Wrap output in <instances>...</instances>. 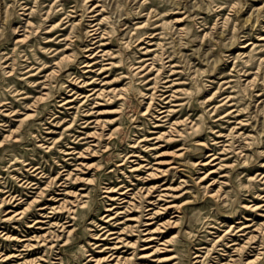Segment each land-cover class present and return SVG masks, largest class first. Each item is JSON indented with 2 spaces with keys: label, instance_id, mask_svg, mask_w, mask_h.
Instances as JSON below:
<instances>
[{
  "label": "rangeland",
  "instance_id": "obj_1",
  "mask_svg": "<svg viewBox=\"0 0 264 264\" xmlns=\"http://www.w3.org/2000/svg\"><path fill=\"white\" fill-rule=\"evenodd\" d=\"M96 2L103 5L101 12L104 18L101 25L106 33H103L102 41L107 42L104 47L110 48L117 54L116 57L110 58L120 66V68H109L97 76L99 79L104 78L101 82L105 79L110 80L103 83L104 85L124 88V98L116 99L115 96L110 99L105 96L96 98L100 103L94 109L109 111L102 114L107 119L118 116L114 125L119 124V128L113 137L101 138L97 151L94 153L85 149L82 157L77 158L74 157L75 155L71 157L77 160H66V157H70L64 153L67 151V146H74L78 150L85 146L84 140L80 137L81 132L86 128L82 127L83 119L80 118H87L88 115H84V110L92 106V103H89L92 100L83 102L82 98L75 101L78 97L70 104H65L62 103V98L74 97L70 95L72 90H68L71 87L79 91L84 90L80 83L74 81L77 76V80L86 79V76L93 73L83 72L86 67L82 64L84 60L90 59L86 55H90L91 48L85 51L86 45L89 44L88 47H90V45L99 44V42L91 44L94 39L91 40L90 32L87 31L91 27L90 24L95 22L92 18L101 17L97 13L100 11V6L95 7L97 8L95 11H89ZM88 5L91 6L89 9L86 8ZM60 18L63 23L60 27L45 31L50 22ZM176 18L180 21H174ZM27 20L31 21L28 25H26ZM37 25H40L38 31H36ZM63 26L65 27L62 28ZM177 27H183V29L180 31ZM145 31L148 32L146 35L143 33ZM26 32L28 37L23 41H17L18 37H22ZM57 33H62V36L57 39L53 38ZM141 33L144 34L142 37L144 40L138 43L137 38ZM154 33L155 36L151 37ZM63 34H70L72 37L69 40L60 39ZM263 36L264 0H0V98L10 100L11 105L18 108V113L15 115L4 116L0 113V139L8 133V128L16 127L17 119L24 113H34L27 117L17 129L16 134L19 135V140L7 139L0 147V188L6 187L12 191H21L24 197L31 199L30 189L32 188L26 187L25 183L22 184L24 179H33L43 186L49 176L54 175L56 170L62 169L61 165H65L63 166L65 168H73V163L80 160L93 163L90 168H83L81 171L73 170L89 178L92 177L90 183L76 181L67 183L68 189L90 190L88 204L76 209L74 224L68 225L69 227L75 226V233L70 235L69 241L64 245H61L62 241H59V245L51 249L41 246L26 257L43 254L42 262H44V260L49 261L54 253L59 251L63 257V264H89L90 261H87L84 247L89 249V252L97 253L95 250L98 249L91 248V244L88 243L104 241L95 239L92 233L99 232L100 223L102 225L108 223L102 219V214L110 212L105 208L123 205L119 199H108L102 185H106L107 182H121V184H129V187H134L138 191L141 185L145 186L148 182L156 180L137 178L146 175L143 170L147 167L130 171L131 162L125 160L123 164H119L121 161L119 159L123 155L134 151L135 154L140 153V156H143L144 160L141 161L150 162L147 165L162 160L164 163L161 165L165 167L176 166L161 179L159 177V182L178 185L177 188L181 190L176 191L182 193L173 198L176 203H181L177 211L169 209L166 213H161L154 218V220L161 221L169 217L173 219L174 214L179 216L175 227L164 228L165 231L160 234L162 237L159 241L174 233L176 235L166 244H157L161 249L145 260L155 264V261H152L153 257H160L165 258L161 261L163 264L173 262L197 264L198 262L195 261L197 258H193V255L200 243L211 247V238L216 234H222L229 224L238 225L245 221L250 226L244 232L235 229L234 232L237 233L231 235L236 238L234 241L242 243L247 232L257 233V236L255 241L247 242L240 255L232 250L231 242L227 243L231 247L220 243L216 248L222 255L220 257L224 258L232 254V258H236L240 264L254 258L256 250L261 249L263 252L252 264H264V224L260 229L256 226L264 223V210L245 207L253 202L262 203L261 200L264 199ZM49 38L53 39L47 41ZM70 40L72 41L69 47L62 49L64 41L69 42ZM147 40L159 43L156 49L158 56L154 64L155 67L162 66V73L156 78L160 90L154 93L149 109L145 111V102L149 98L145 97L144 93L149 94L152 91L151 88H147L151 86V83L145 84V79L138 74H132L128 67H130V62L137 60L139 55H143L139 47L147 45L148 43L145 42ZM55 47L56 50L53 52L59 51L53 55V52L49 51ZM59 52H71L72 55L69 59H63L59 66H55L52 62L59 58ZM167 55L172 56L171 61L176 63L174 68L179 70L173 75H168L169 66L167 64L170 61H166ZM160 56H163V59H160ZM42 61H47V66L44 67L46 70L41 69L35 75L25 72L28 68L27 64L35 62L34 66H36ZM4 63H11L9 66H13V73H8L7 70L10 67H4ZM52 67H55L56 71L44 80L47 82L46 87L33 85L29 81L35 77L38 78L37 80H42V75ZM165 77L176 78L179 82L177 86L184 88L183 92H179L176 97V100L183 104L174 116L190 115L198 126L192 129L188 128L189 124L186 123L179 126V129L184 130L180 136L173 137L171 140L161 138L156 145L152 144L155 139L141 141V143L149 144L147 148L135 146L133 141L138 136L148 134L147 138H149L158 129H166L163 121L156 119L158 108L166 104L159 95L163 88L160 84L166 79ZM225 80L228 83L222 85ZM101 82L95 81L93 84L98 87ZM23 91L29 93L28 97H23L25 95L21 94ZM40 91L48 92L46 99L26 105L33 99L29 96H38ZM228 93L234 96V102L241 108L239 115L229 118L222 116L221 113L228 107L227 103H221V98ZM213 105L217 107L212 113L211 106ZM236 117L243 119L245 124L241 128H236L238 131L234 132L231 141H223L226 136L219 135L218 130L222 131L221 133L228 132L230 124H235ZM72 120L74 122L71 126L68 129L64 128ZM160 123L163 125H156ZM110 125L111 123H108L107 127ZM39 134L40 136H37ZM41 136L49 137L48 141L57 138V141L51 148H46L44 147L46 143L40 145L44 141L40 140ZM227 142H230L229 148ZM104 143L108 144L107 148L102 145ZM223 146L228 149H223ZM177 150L181 152L180 155L175 154ZM210 152H219L217 154H221L224 158L222 162L226 165L224 168L217 169V173L210 174L206 182L199 183L196 181L197 176L216 167L213 162L219 160L203 164L208 159L205 155ZM133 158L135 160L136 156L129 157L131 160ZM23 161L37 163L41 166L43 173L36 174V171L25 166ZM198 161L201 162L195 164ZM134 173H139V175L135 176ZM211 177L217 178L218 181L205 188L203 185L211 181ZM180 179H182L181 185L179 184ZM220 184L222 195L217 198L210 196L208 190L217 188ZM82 187L86 189H81ZM52 188L54 186L45 189V194L41 196L39 202H54L48 198L52 194L57 195L54 192L62 189H54L55 191L52 192ZM114 194L119 195V193ZM58 195V197L62 196V194ZM134 202L137 203L138 199ZM146 203L147 201H144L143 205ZM153 205L150 204L149 207ZM9 206L11 209L14 208ZM5 207L7 206L4 205L1 209ZM37 208L38 206L33 204L26 218H20L14 222L0 221V230L4 229V232L10 227L8 229L10 233L18 235L27 233L31 235L38 230H43L42 228L47 227L48 224L41 221L36 225L40 227H29V219L37 216V212L41 211ZM139 210L140 207L133 206L128 214L136 216ZM38 218L47 220L49 217L39 215ZM70 222L72 221L66 224ZM54 229L61 232V228L54 227ZM1 234L0 248L9 250L16 247V240L5 239ZM127 237L135 239L134 235ZM55 242L58 240L55 239ZM144 243V241H139V246L128 248L125 254L128 255L132 251L143 252L145 249L139 248ZM154 244L156 241L151 243V245ZM203 249L204 247L201 248ZM210 250L208 255L218 256V252ZM172 254L176 257H168ZM216 259L210 262L207 260L205 264L208 262L212 264ZM44 263L46 264V261ZM0 264L6 263L0 259Z\"/></svg>",
  "mask_w": 264,
  "mask_h": 264
},
{
  "label": "bare ground",
  "instance_id": "obj_2",
  "mask_svg": "<svg viewBox=\"0 0 264 264\" xmlns=\"http://www.w3.org/2000/svg\"><path fill=\"white\" fill-rule=\"evenodd\" d=\"M87 1V0H84ZM97 6H100L101 8L99 9L97 13L101 15V17H95L92 18V21H95L94 23L90 24V29L87 31L90 32L89 35H91V44H95L99 42V44L95 45H86V48L84 49L85 51L90 50V59L84 60L83 66L84 68L83 72H93L92 75L86 76L87 78H82L77 80L78 76L74 79V81H77V83H80L81 87H84V90L79 91V89H73V87L69 88L68 90H72V93L70 94L71 96L73 95L74 97H68V98H62V103L65 104H70V102L74 101H79L83 98V102L88 101L91 99L89 103H92V106L89 108H86L84 111V115H88L86 119L85 117H81L80 119H83L81 123H83L82 127H85L86 129L82 131V135L80 138L84 140L85 146L81 149H76L74 146H67V151L64 152L66 155H70V157H66L65 159H72V160H77L76 158H71L72 156L80 158L85 154V149H89L91 153H94L97 151V146L100 143V139L104 138H109L113 137L116 131L119 128V124H115L116 121L118 120V116H114L112 118H106L103 117L102 114L104 112H109L107 110H101L99 108L94 109V107H97L100 103V101L96 98H101V97H107V98H112L116 97V99H122L124 98V93L123 89L124 88H116V87H111L109 85H104L103 83H107V80L101 82L104 80V78L99 79L97 75L101 74L102 72L106 71L109 68H120L119 64L115 61L112 60L111 58L116 57L117 54L114 53L110 48H105L104 45L107 42L102 41V36L103 33H106L105 28L102 27V19L104 18L103 13L101 10L103 9L102 4H98L97 2L92 5L90 8L89 5L86 6L87 9L90 8L89 11H95L97 10ZM69 14V13H68ZM95 15V13L93 14ZM92 15V16H93ZM57 18V17H56ZM90 19V18H89ZM50 21V20H49ZM174 21L178 22L180 19L176 18ZM31 21L27 20V24H30ZM62 19L58 20H53L50 22L46 28H48L45 31H51V29L55 27H60L62 25ZM40 25L36 26V31H38ZM63 26L62 28H64ZM178 30L181 31L183 27H177ZM60 29V28H59ZM27 31V30H26ZM154 32V31H153ZM148 33L147 31L143 32ZM143 33H141L137 41L144 40ZM152 33V32H149ZM157 33V32H155ZM154 34H148L151 35V37L155 36ZM93 35V36H92ZM59 36H62V33H57L55 39L59 38ZM28 37V33H23L22 37H18L17 41H23ZM51 37V36H50ZM70 34H63V37L60 39H66L69 40L71 39ZM98 37V38H97ZM53 38H49L47 41L52 40ZM96 38V39H95ZM264 38V36L262 37ZM70 40L64 41V46L62 49H67L69 44H71ZM148 44L141 46V53L143 55H139L137 60H133L130 62L128 68H130L132 74H138L142 76V79H145V84L151 83V86H147V88H151L152 91L144 93V96L149 98V100L146 103L145 106V111L149 109V106L151 104L152 98L154 96V93L157 92L159 89V85H157V76L162 73V66L160 67H155V59L156 56H158V52H156L157 45L159 43L156 42H151L150 40L145 41ZM156 47H155V46ZM56 50V47L51 49L49 52H53ZM59 51V50H58ZM58 51L53 52L52 54L54 55ZM161 53V52H160ZM60 54L59 58L54 59L52 64L55 66H59V63L63 59H69L72 55V53H58ZM57 54V56H58ZM162 54V53H161ZM160 54V55H161ZM143 56V57H142ZM111 57V58H110ZM167 60L170 61L167 65L169 66V74L168 75H173L177 73L179 70L175 69V62H172L171 60L173 59L171 55H167ZM97 58H100V60H97ZM160 59H163V56L159 57ZM95 60V61H94ZM40 63V62H39ZM11 63H4V67L9 66ZM47 61H42V63L35 65V62H31V64H27L26 67H28L25 72H30L31 74L29 75H35L37 72H39L41 69H44L47 65ZM10 69H8V73L11 74L13 73V66H9ZM46 70V69H44ZM56 71L55 67H52L48 72L44 73L42 75L43 79L42 80H37L38 78L35 77L32 80L29 79V81L36 86L41 85V87H46L47 82L44 80L48 79L51 74H53ZM142 73V74H140ZM107 75V74H106ZM123 75V73H121ZM41 77V76H40ZM166 79L162 80V86L163 88L161 89L162 92L159 94L160 99H162L163 102H166L165 105H161L158 108V113L156 114V119L163 121V124L165 125L166 129L164 130H157L153 132V136L148 137V134H142L138 136L136 139H134V145H138L141 148H147L149 144H146L145 142L141 143L143 140H148V139H155L152 144L156 145V142L159 141L161 138H166V140H171L173 137L180 136L183 134L184 130L179 129L180 125H185L186 123L189 124L188 128L195 129L198 124L194 119L190 117V115H178L174 116L175 113L178 112L179 108L183 104V102H178L176 97H178L179 92H183L184 88L177 86L179 83L176 78H170L165 77ZM99 79V81H97ZM37 80V81H36ZM101 82L100 86L96 87L94 86V82ZM228 83L227 80L223 81V84ZM93 84V86H91ZM86 86V88H85ZM91 86V87H89ZM21 94H25L23 97H28L27 94H29L26 91L21 92ZM214 93H212L213 95ZM211 95V96H212ZM48 96L47 91H40L38 96H29L33 97L30 103L26 105H31L32 103H36L39 101H42L46 99ZM210 96V97H211ZM234 96L230 93L224 95L221 98V103H227L228 107L225 108L221 113L222 116H227L228 118L234 115H239L241 112V108L236 105L234 102ZM28 101V100H27ZM25 102V101H23ZM68 107H74V106H68ZM216 105L211 106V111L212 113L216 111ZM35 111V109L33 110ZM114 111V110H110ZM0 113L4 116H9V115H15L18 113V108L14 107L11 105V101L7 99H2L0 98ZM34 113H24L21 117L17 119V125L16 127H10L8 128V133H5L3 137L0 139V147H2L5 143V140L11 139L12 141H18L19 140V135L16 134L17 129L23 124L24 120L27 117L32 116ZM76 114H74L75 116ZM235 124L231 125L228 129V132L226 133H221L222 131L218 130V134L222 136H226V139L223 141H231V138L234 134V132L238 131L236 129L237 127L241 128L243 124H245L243 119H238V117L235 118L234 120ZM74 121L72 120L67 126H64V128L68 129V127L71 126V124ZM108 123H111V127H107ZM4 124V123H1ZM163 124H156V125H163ZM114 125V126H112ZM240 125V126H237ZM50 131V130H49ZM241 133V132H238ZM62 135V132H61ZM238 135V134H237ZM37 136H40L37 135ZM46 136H41L40 140H44L40 145H44L46 148H51L54 143L57 141V138H53L52 140L48 141V138H45ZM38 138V137H37ZM76 138V136H75ZM223 138V137H222ZM149 143V142H148ZM199 143V142H197ZM228 148L230 147V142H227ZM224 144V145H226ZM104 148H107L108 144L104 143L102 144ZM239 147V146H238ZM180 149L183 147H179ZM178 148V149H179ZM225 146H223V149H228ZM242 148V147H241ZM179 149V150H180ZM179 150L175 151L176 155H180L181 152ZM217 153L219 152H210L207 155H205L207 159L206 162L203 164H210L211 162L215 161L216 159H219L218 161L213 162V165H216V167L210 168L207 171H204L203 174H199L197 176V182L201 183L206 182L207 178L209 177L210 174L216 172L217 169L219 168H224L226 165L225 162H222L224 159L221 154L218 155ZM130 156H136L135 160L134 158L131 160L129 159ZM143 156H140V153L135 154V152H130L125 155H123L119 160V164H123L125 160L127 162H131L129 165L130 171H135V170H140L144 169V167H147V169H144L143 171L146 173V175H141L138 176L139 173H134L135 176H138L137 178L141 179H156L148 182L145 186L141 185L138 188V191L134 189V187H129V184H124L121 182L119 183H109L107 182L106 185H102V189L104 192L107 193L105 195L108 197V199L112 200H118L123 203L121 206H110L109 208H105V210H110V212L106 214H102V219H104V222H108L105 225H102V223L99 224L100 228L99 232H94L92 233L94 235L95 239H102L101 243H97L98 241H94L88 244H91V248L95 249L96 247L98 250H95L97 253L89 252V249L85 250V256L87 258V261H90L89 264H154L151 263L150 261H147L145 259H149L150 256H153L156 251L160 250L161 247L157 244H166L167 242L173 240V237L176 235V233L172 234L170 237L163 239L162 241H159L162 236L160 234L165 231L164 228L167 226L175 227L176 224L178 223L179 216L177 215H172L174 218L172 219L171 217L158 221L154 220V218L157 217V215L161 213H166L169 209H174V211H177V209L181 206V203H176L173 198L178 197L182 195V193H177L176 190L180 189L177 188L178 185L174 186L171 183L166 184V182H159V180L165 175L171 168H174L176 166H167L161 165V163H164L162 160H158L156 162L151 163L150 165H147L150 163L149 161L144 163V160L142 159ZM20 161V160H18ZM201 161L195 162V164L200 163ZM156 163V165H154ZM23 164L27 166L28 168H31L32 171H36V174L43 173L41 166L38 165L37 163H34L33 161H23ZM118 164V165H119ZM74 167H63L65 165H61L60 167L62 169L56 170V173L52 175L51 177L49 176L48 181L46 182L45 185L41 186L38 181H34L33 179L26 178L22 181V184L25 183V186L30 187V191L32 192L31 199H28L29 197H24L23 192L21 191H12L9 188L6 187H1L0 188V212H3V214H0V221L4 222H14L17 219L20 218H26L27 212L29 211L30 207L35 204V206L40 209L41 211L37 212V216L33 217L32 219H29L28 222H30L29 227H40L36 226L40 221L47 223L48 226L42 228L43 230H38L35 233L28 235L27 234H13L10 233L8 230L3 232L4 229L0 230L1 235L5 239H13L16 240V247H12L11 249L7 250L6 248H0V259L3 260L6 264H45L44 262L46 261V264H63V257L61 253L58 251L54 253L53 257L49 259V261L44 260L42 262L44 256L43 254H37L32 257H26L28 254L33 253V251L36 248H39L41 246H45V248H53L56 247V245H59V241H62L61 245L66 244L69 239L70 235L72 233H75L76 228L75 226L69 227L68 225H73L74 224V218L76 216V209L77 208H83L85 207L88 202V196L90 193V190L86 191H77L75 189H68L67 186L69 182H84V183H90L92 180V177L89 178L85 175H81V172L73 171V170H83V168H90L93 166V163H89L88 161H83L80 160L76 163H73ZM200 168V167H199ZM198 168V169H199ZM65 170V172H63ZM94 173H92L93 175ZM213 176V175H212ZM222 176V175H221ZM44 177V176H43ZM130 177V175H128ZM160 177V179H159ZM23 179V178H21ZM158 179V180H157ZM181 180H179V184L181 185ZM218 181L217 178H212L211 181L208 183H205L203 186L205 188H208L210 184L215 183ZM132 183V182H130ZM52 192H54V189H62L61 191H56L54 193H57V195L52 194L48 199H52L54 202H46V201H41V196L45 194V189L47 187H52ZM63 186V187H60ZM164 186V187H162ZM60 187V188H59ZM162 187V188H161ZM179 187V186H178ZM80 189V188H79ZM81 189H86L85 187H82ZM129 189H132L129 191ZM181 190V189H180ZM156 194H153L155 193ZM114 193H119L117 196ZM138 193V194H137ZM208 193L212 197H220L222 195L221 191V184L217 188H211L208 190ZM58 194H62L61 197H58ZM261 193H259L260 195ZM48 195V194H47ZM153 195V197H151ZM258 195V196H259ZM128 197V198H127ZM139 197V198H137ZM168 197H171V199H168ZM154 198V199H152ZM138 199V202L135 203L134 200ZM161 200H164L162 203L160 202ZM118 201V202H119ZM147 201L145 205H143V202ZM262 203H255L253 202L251 205H245L246 208H252V209H261L264 210V199L261 200ZM183 203V202H182ZM150 204H154L153 207H149ZM6 205L7 207L1 209L2 206ZM13 206L14 208H9L10 206ZM112 205V203H111ZM9 206V207H8ZM140 207L139 213L136 216H131L128 214V211H131L132 207ZM114 208V210H112ZM130 209V210H129ZM121 213H123L121 215ZM39 215H42V217H49L47 220H40L38 218ZM34 216V215H33ZM55 216V217H54ZM63 220V221H61ZM128 220H131L128 222ZM134 220V221H133ZM72 221L68 224L66 222ZM2 223V222H1ZM237 224V223H236ZM262 224L264 223H259L257 226V229H260ZM250 224H247L244 222L234 225V224H229V226L224 230L222 234H216L215 237L211 238L212 244L211 247L203 246L202 243L199 244L198 247H196V251L194 252L195 254L193 255V258L195 259L196 262L199 264H205V262L208 260L209 262L211 260H214V258H217L216 261L212 264H240L236 258H232V254H228L226 257H220L222 256L220 252H218V248H216L217 245L220 243L231 247L228 242H231L230 244L232 245V250L235 251L236 254L240 255V252L244 250V248L247 245V242L256 240L257 233H249L247 232L244 236V240L242 243L240 242H235L234 240L236 238L231 237L232 234H236L237 232H234V230L242 231L247 229ZM54 227L56 229L61 228L60 231H55ZM7 228V226H5ZM15 228V226H14ZM35 231V230H34ZM258 231V230H256ZM255 232V231H254ZM244 234V233H243ZM25 235L24 237H22ZM27 235V236H26ZM126 235V236H125ZM128 235H134L135 239H128ZM55 239L58 240V242H55ZM139 241H144L145 243L140 246L139 249H145L143 252H137L135 253L134 251L129 252L128 255H126V251L128 248H135L136 246H139ZM153 241H156V244L151 245ZM222 245V246H223ZM204 247L203 250L201 248ZM164 248V247H162ZM213 249V252H218V256L216 255H208L209 250ZM222 250H227L224 248H221ZM198 251H201V253H198ZM211 251V250H210ZM263 251L261 249H257L255 252V257L252 259H249L247 261H244V264H252L258 260L260 257V254ZM44 253V252H43ZM133 257H136L134 259H140V260H134ZM170 258L176 257L175 254H172L168 256ZM199 258V259H198ZM206 258V259H205ZM143 259V260H142ZM165 258H160V257H153L152 261H155V264H163L161 263L162 260ZM225 259V261H222ZM231 260V261H229ZM194 261V262H195ZM208 262V264H209ZM231 262V263H230ZM197 263V264H198ZM172 264H176V262H173Z\"/></svg>",
  "mask_w": 264,
  "mask_h": 264
}]
</instances>
